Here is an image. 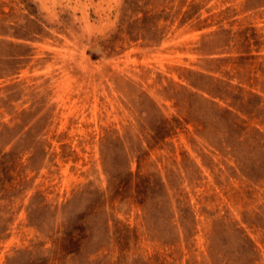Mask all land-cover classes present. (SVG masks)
<instances>
[{
    "label": "rangeland",
    "instance_id": "obj_1",
    "mask_svg": "<svg viewBox=\"0 0 264 264\" xmlns=\"http://www.w3.org/2000/svg\"><path fill=\"white\" fill-rule=\"evenodd\" d=\"M0 264H264V0H0Z\"/></svg>",
    "mask_w": 264,
    "mask_h": 264
},
{
    "label": "trees",
    "instance_id": "obj_2",
    "mask_svg": "<svg viewBox=\"0 0 264 264\" xmlns=\"http://www.w3.org/2000/svg\"><path fill=\"white\" fill-rule=\"evenodd\" d=\"M162 133H165V130H163V132Z\"/></svg>",
    "mask_w": 264,
    "mask_h": 264
}]
</instances>
